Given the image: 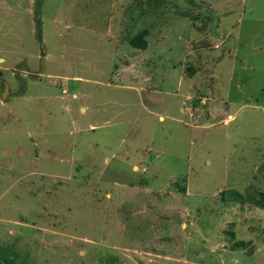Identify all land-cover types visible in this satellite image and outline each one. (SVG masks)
I'll return each instance as SVG.
<instances>
[{
  "label": "rangeland",
  "instance_id": "374dc122",
  "mask_svg": "<svg viewBox=\"0 0 264 264\" xmlns=\"http://www.w3.org/2000/svg\"><path fill=\"white\" fill-rule=\"evenodd\" d=\"M260 194L264 0H0L1 264H264Z\"/></svg>",
  "mask_w": 264,
  "mask_h": 264
},
{
  "label": "trees",
  "instance_id": "16d2710c",
  "mask_svg": "<svg viewBox=\"0 0 264 264\" xmlns=\"http://www.w3.org/2000/svg\"><path fill=\"white\" fill-rule=\"evenodd\" d=\"M145 36H146V31H141L135 37H133L132 39H130L129 43L132 46H134V47H136L138 49L145 50L146 49V41L144 39ZM259 201H260L259 203L263 204V207H264V195L263 194H260ZM6 262L8 264H12L14 261L8 259V260H6Z\"/></svg>",
  "mask_w": 264,
  "mask_h": 264
},
{
  "label": "water",
  "instance_id": "95a60500",
  "mask_svg": "<svg viewBox=\"0 0 264 264\" xmlns=\"http://www.w3.org/2000/svg\"><path fill=\"white\" fill-rule=\"evenodd\" d=\"M5 95V94H4ZM3 98H4V96H3Z\"/></svg>",
  "mask_w": 264,
  "mask_h": 264
}]
</instances>
